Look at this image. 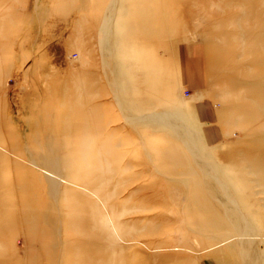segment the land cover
<instances>
[{"label": "rangeland", "instance_id": "rangeland-1", "mask_svg": "<svg viewBox=\"0 0 264 264\" xmlns=\"http://www.w3.org/2000/svg\"><path fill=\"white\" fill-rule=\"evenodd\" d=\"M258 263L264 0H0V264Z\"/></svg>", "mask_w": 264, "mask_h": 264}, {"label": "bare ground", "instance_id": "bare-ground-1", "mask_svg": "<svg viewBox=\"0 0 264 264\" xmlns=\"http://www.w3.org/2000/svg\"><path fill=\"white\" fill-rule=\"evenodd\" d=\"M165 116V115H164ZM172 116V115H171ZM174 116V115H173ZM169 117V116H168ZM167 117V118H168ZM152 118V122H153V120L157 123V122H160L161 121V119L162 120H164V119H166V118H164V117H162V118H159V116L158 115H154V116H152L151 117ZM172 119V118H171ZM169 120V119H168ZM177 119H176V117H175V121H176ZM167 121V120H166ZM174 121V120H173ZM179 121V120H178ZM169 122V121H168ZM163 123H166V122H163ZM170 123V122H169ZM176 123V122H175ZM155 124V123H154ZM171 124H173V123H171ZM156 125V124H155ZM157 125H159V124H157ZM181 125V124H180ZM180 125H178V126H180ZM162 126V125H161ZM158 127V126H157ZM163 127V126H162ZM164 128V127H163ZM165 128H167V127H165ZM179 128V127H178ZM186 128V127H185ZM179 136H180V138L185 142L184 144L187 146V145H192V142H194V141H196V140H194V141H190L189 140V138H190V136H188V131L186 130V129H182V130H180V129H175L174 130ZM195 136V135H194ZM195 138V137H194ZM194 144V143H193ZM194 146V145H193ZM193 146H191V147H193ZM193 151H194V155L196 156V155H198L197 154V151H196V149L195 148H193ZM48 157V156H47ZM199 158H200V156H198ZM54 158V157H53ZM51 159V158H50ZM41 160V159H40ZM45 161V160H44ZM48 161H50V160H48ZM202 161V160H201ZM30 162V161H29ZM203 162V161H202ZM31 164L30 165H32L33 167H35V168H39V170L41 171V172H43V174L44 175H46L47 177H49V178H51L52 180H55V182H60V183H62L63 184V182H65V180H64V178L62 177V176H60V175H58V174H56L55 172H53V171H51V170H48V169H43V167L41 168V166H40V164L39 165H37V164H34L33 162H30ZM45 163V162H44ZM58 163L59 162H57V161H52V159H51V162L50 163H48L49 164V166L52 168V169H55V168H57L58 169V167H59V165H58ZM45 164H47V163H45ZM46 166V165H45ZM45 168V167H44ZM199 169L201 170V171H203V174L205 175V177H203V178H206V179H204V187L206 188V190L209 192V194L213 197L214 196V198L215 199H217L219 202H221L222 204H227V203H229L230 202V204H231V202H233L230 198H229V196H228V192H227V189L222 185V183L220 182V183H218V182H210L209 181V178L211 177L210 176V174L207 172L206 174L204 173V171H206V168H205V166H203L201 163H200V167H199ZM188 170H190L188 173H191L192 174V172H191V170L192 169H188ZM55 171V170H54ZM193 171V170H192ZM190 174V175H191ZM117 178V177H116ZM107 180H109L110 181V183H112L113 182V184L115 185L116 183H118L120 180H118V181H116L117 179H114V178H112V177H108L107 178ZM191 181H193V180H191ZM206 182V183H205ZM201 183V182H200ZM202 183V184H203ZM118 185V184H117ZM55 187H54V185H52V188L51 189H54ZM56 188H57V186H56ZM194 189V188H193ZM115 190V189H114ZM186 191V190H185ZM56 192H57V190H56ZM196 192V191H195ZM200 192V191H199ZM98 193H99V191H98ZM195 197H196V195H195ZM100 201H104V202H106L107 201V199H102V198H100V197H97ZM228 206L229 205H227V208H228ZM230 207V206H229ZM232 209V208H231ZM235 219H236V224L237 225H239V224H241V222H242V220L243 219H241L240 217L239 218H237V216L236 217H234ZM233 221H235V220H233ZM244 221V220H243ZM246 221V220H245ZM247 222V221H246ZM249 222V221H248ZM247 222V223H248ZM246 223V224H247ZM250 226H251V224H250ZM252 228V227H251ZM114 229H115V227H114ZM237 229V228H236ZM254 229V228H253ZM252 229V230H253ZM252 230L249 228V227H246L244 230H240V231H238L237 230V233H238V236H243V237H247V238H252L253 237V239H255V240H257L258 238H259V236L256 234V233H252ZM61 234H63V231H61L60 232ZM240 239V238H239ZM238 239V240H239ZM244 240V239H243ZM243 240H240V241H243ZM250 239H248V241H246V244H247V246H246V248H248V250L247 251H249L250 250V248H252L253 246H255V244H254V242H252V241H249ZM252 240V239H251ZM255 250V249H254ZM261 253V252H260ZM248 263H251V261L249 260L248 261ZM258 264H260V263H258Z\"/></svg>", "mask_w": 264, "mask_h": 264}]
</instances>
